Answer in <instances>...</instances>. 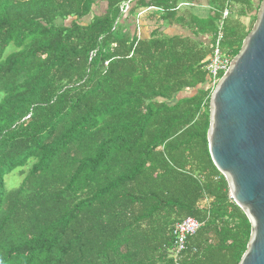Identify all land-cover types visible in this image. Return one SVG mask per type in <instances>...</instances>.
Segmentation results:
<instances>
[{
    "label": "trees",
    "instance_id": "16d2710c",
    "mask_svg": "<svg viewBox=\"0 0 264 264\" xmlns=\"http://www.w3.org/2000/svg\"><path fill=\"white\" fill-rule=\"evenodd\" d=\"M227 1L202 19L179 0H0V264H176L188 216L181 264H239L252 226L208 142ZM230 2L234 58L261 0ZM140 8L162 12L143 33Z\"/></svg>",
    "mask_w": 264,
    "mask_h": 264
},
{
    "label": "water",
    "instance_id": "95a60500",
    "mask_svg": "<svg viewBox=\"0 0 264 264\" xmlns=\"http://www.w3.org/2000/svg\"><path fill=\"white\" fill-rule=\"evenodd\" d=\"M211 158L250 220L239 264H264V0L239 53L210 96Z\"/></svg>",
    "mask_w": 264,
    "mask_h": 264
},
{
    "label": "built area",
    "instance_id": "2783aa9c",
    "mask_svg": "<svg viewBox=\"0 0 264 264\" xmlns=\"http://www.w3.org/2000/svg\"><path fill=\"white\" fill-rule=\"evenodd\" d=\"M230 3H231L230 0H228L227 5L223 10L222 18L220 22V30L217 35L216 44L213 49V54L210 61L206 65V69L212 76L214 85H216L219 78L227 71V69L230 66L231 60L233 59L229 55L225 54L221 48V41L223 40L224 37L223 27L225 26L227 19L232 14V8L230 7ZM125 7L126 9H123V11H126L128 9L129 3L125 4ZM200 227H201V223L192 216H188L174 225L173 257L175 259L176 264H181L182 254L187 249L188 239L191 236L195 235Z\"/></svg>",
    "mask_w": 264,
    "mask_h": 264
},
{
    "label": "crops",
    "instance_id": "0c3cea01",
    "mask_svg": "<svg viewBox=\"0 0 264 264\" xmlns=\"http://www.w3.org/2000/svg\"><path fill=\"white\" fill-rule=\"evenodd\" d=\"M210 5H211V0H179V8H188L191 9V11L197 15L199 14L200 10H206L208 9L209 14L208 15H200V18H206L210 15L211 13V9H210ZM198 6V7H197ZM154 12L157 14V17H159V15L162 13L161 10H150V11H145L143 8L138 9L137 14L135 15V27H137L138 31H140V33H143V25L145 24L150 25V21L147 20V18L152 15L151 12ZM204 14V11H202ZM169 34H175V33H179L182 32V30L177 27H169L166 30ZM187 33V32H186ZM188 34V33H187Z\"/></svg>",
    "mask_w": 264,
    "mask_h": 264
},
{
    "label": "rangeland",
    "instance_id": "374dc122",
    "mask_svg": "<svg viewBox=\"0 0 264 264\" xmlns=\"http://www.w3.org/2000/svg\"><path fill=\"white\" fill-rule=\"evenodd\" d=\"M258 0H256V2H257ZM198 7V6H197ZM218 8V2H217V0H211V5H210V9H211V11L212 10H215V9H217ZM238 8H239V6H236V10H238ZM145 11H147V10H145ZM202 11H204V14H203V12ZM200 13H201V15H208L209 14V11H208V9H206V10H200L199 11ZM199 13V14H200ZM199 14H197V16L198 17H200V15ZM235 15V13L233 14V16ZM233 16H232V18H233ZM90 18V17H89ZM20 175L18 174V172H17V170H15V171H13V172H11V173H9L8 175H6V177H5V180H6V183H7V185H8V187L9 188H13V187H16V186H18L20 183H19V181H20Z\"/></svg>",
    "mask_w": 264,
    "mask_h": 264
}]
</instances>
